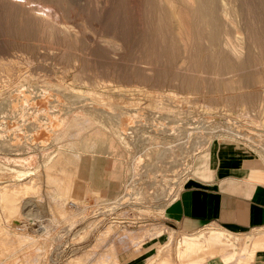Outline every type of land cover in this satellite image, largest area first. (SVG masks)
I'll return each instance as SVG.
<instances>
[{"label":"rangeland","instance_id":"rangeland-1","mask_svg":"<svg viewBox=\"0 0 264 264\" xmlns=\"http://www.w3.org/2000/svg\"><path fill=\"white\" fill-rule=\"evenodd\" d=\"M104 1L32 0L30 2L32 4L30 6L35 7L34 9L50 16L60 17L62 11L71 13L72 21H70L72 23L69 26L71 31L75 30L79 34L78 42L50 36L48 32L37 29L39 27L30 25V20L27 19L28 14L25 13L26 15L23 16L18 13L19 6L11 7L13 11L16 9L18 11L11 14L10 4L4 0L0 1V56L3 51L12 46L14 51H12L13 49L11 51L13 54L15 53L16 61L23 66V74L28 81L21 79L27 83L24 85L22 82L21 88L28 85L21 91L9 88L8 90L6 87L0 89V139L4 137L2 135L6 136L4 145L0 147V168L7 171L5 176L0 178V186L5 182H13L18 179L26 182L25 176L38 174L40 165L54 162L59 152L65 153L72 163L78 162L73 156L77 150L73 148L71 150L69 142L71 144L80 142L82 137L78 138L76 133L67 137L54 136L53 134L59 130L61 122L76 121L78 117L84 118L85 121L81 120L79 125L84 124L85 127L101 130L105 134V144L99 145L95 150L91 146L87 148L88 152L86 151L80 161V164H83L90 156L89 169L91 170H87V172L89 177L94 174L98 180L99 185L96 184L95 189L99 193V197L80 198L78 203L72 200L65 202L68 212L54 220L50 226L48 225V234L41 239L44 244L40 246L45 249V252L39 254L38 264H66L69 260L78 257L81 260L80 264H95L103 257L106 258V261H112V258H116L112 254L116 250L114 245L119 244L120 240H125L127 235L129 237L130 232L136 235L141 232L145 233L142 238L135 239L137 243L134 242V239H126L133 242L130 243L133 246H140L152 238L156 243H159L158 237L153 233L157 229L162 230L165 232L164 246L175 248L177 240L188 234H178L170 226L161 222L162 213L165 206L176 198L179 191L183 189L184 183L189 179L196 156L209 148L229 145L236 149L235 152L230 151L228 154L242 158L238 161L257 162L264 167V64L259 63L256 68H253L252 70L258 73H251L253 76L248 74L249 78L247 74L233 78L234 81L241 82L239 86L247 85L244 88L231 90L209 82L204 89L199 87L197 90L196 88L191 90L181 88L170 80H172L171 76L174 74L175 67L182 64V59L177 57V54H182L183 48L193 46L192 36L189 37L190 34H193L190 23H188L189 18L185 17L182 12L180 15L175 14L173 9L174 14L170 21L168 0H160L164 4L162 9L157 7L159 0H109L106 11L100 15L97 6H100ZM67 2L70 4H66ZM147 2L154 4L153 7L150 5L147 7ZM240 9L243 12L239 10L237 15L239 18L242 15L239 20L243 26L250 27L253 31L255 28L258 29V32L261 30L259 33L263 40L264 0H247V4ZM25 20L29 21L25 22ZM159 23L161 30L158 35L154 29ZM255 23L257 25H254ZM176 26H179V29ZM11 28L14 32L8 34L7 30L9 29L11 32ZM235 29L229 24L222 27V30H226L228 34L231 33L232 43L237 45L245 35L240 29L237 28L238 31ZM185 30L187 32L189 30V36ZM178 36L180 37L178 38ZM57 41L64 46L66 51L73 52L75 50V54L80 56L81 62H75V64L77 66L82 64L85 69L78 76H73L71 72L70 74L67 72L66 75L63 69L65 58L60 60L54 58L55 49L58 47ZM178 41L181 44L178 45ZM249 45L247 44L248 50L254 51L256 54L258 51L255 47L258 45L255 47L251 45L252 48ZM261 45L264 50V41ZM170 48L174 50L176 56L168 61L167 53ZM205 48L196 45V50L190 52L191 56L196 57H189V59L203 60L205 58L203 56H208ZM44 57L45 59H43ZM154 60L157 61V65H160V74H164L170 79L164 84H155L156 86L149 82L136 81L133 77L136 74L147 75V77L151 74L147 69H142L149 66H144L141 63L152 62L154 64ZM35 62L36 64H34ZM167 62L170 63L166 64ZM246 79L249 80V85ZM260 79L262 82L256 84L255 82ZM60 82L62 87L58 89L56 85ZM254 84L255 86H253ZM115 87L134 91L133 93L120 94L114 92L115 89L112 88ZM92 92H104L108 96L125 101L126 104L116 101L98 102L93 105L94 107H90L92 105H89V108L85 106L86 109L84 108L80 112L83 116L81 117L80 113L78 114L75 110L80 104L79 101H88L91 98L88 93ZM251 92L255 98L254 103L252 101L250 103L247 98L248 95H252ZM32 93L34 95H31ZM146 93H150V95ZM153 94H160L159 96L163 98L157 100ZM228 94H230L229 96H239V99H243V103L240 104L237 98L236 102L226 104L225 99ZM167 95H172L177 99L165 98ZM153 100L157 102L150 105ZM244 101L247 103L245 104ZM10 112L15 113L13 115L9 114ZM24 120H27L26 123ZM32 124L36 127L40 126V128L32 130ZM18 125H21L23 130L15 127ZM34 125L33 127H35ZM54 126L55 128L59 127L55 129ZM118 127L119 130H124L123 141L116 138L111 130ZM26 128L30 129L28 135L14 136L16 133L27 132ZM7 136H12L11 141H7ZM112 137L114 147L111 149L108 147V143ZM18 159H21V163ZM221 161L218 162V165ZM22 172L25 176L19 178L18 176ZM101 173L103 174L100 175ZM24 178L25 180H23ZM51 181L55 186L56 177L53 176ZM74 181L77 185L76 179ZM75 183L71 184L74 185L71 186V190H77ZM114 191L121 192V194L129 191L132 200L126 205L114 206L112 204ZM54 192L56 191L54 190ZM54 192L52 190L49 192L45 185H41L35 194H22L21 201L38 200L40 205H43L48 200V203L57 206V193ZM25 196L27 198H24ZM33 213L28 218L40 221L42 225L47 223L45 211ZM0 225L8 234H16L14 228L4 220L0 221ZM106 228H111V232L107 236L108 239L105 237L102 242L97 241L98 235ZM218 228L216 225H211L194 233L191 237L203 242L207 231ZM219 230L221 229L219 228ZM112 232L114 235H111ZM250 233L239 234L236 238L233 235L235 238L232 242L233 251L238 254L237 256L251 249V236H247V234L251 235L255 232ZM24 235L34 237L33 232L30 231ZM121 235L123 237H120ZM186 237L184 236L180 243ZM240 242L243 243L244 251H240L238 246ZM38 245L39 243L35 244L33 248H37ZM90 254L92 255L90 256Z\"/></svg>","mask_w":264,"mask_h":264},{"label":"bare ground","instance_id":"bare-ground-1","mask_svg":"<svg viewBox=\"0 0 264 264\" xmlns=\"http://www.w3.org/2000/svg\"><path fill=\"white\" fill-rule=\"evenodd\" d=\"M4 1L6 3L10 4V8L7 5H6V7L9 8V11L11 12V14H13V13L15 14V12H18L17 9L13 11V9H11V7L14 8V7L19 6L20 8H19L18 13H21L23 16L26 15L25 13H27L28 14L27 19L30 20V21L29 20H27V21H29L31 23L30 25L39 27L37 29H39V30L42 29V31L48 32L50 34V36L62 37L63 39H66L69 41L70 40H73L75 42L79 41V39H80L79 34L75 30L74 31L70 30L71 27L69 25L72 23L71 22L72 17L70 16L71 13H69L68 11H66V12L62 11L60 13V17L50 16L49 14L44 13V12H39V10L34 9L35 7L30 6V5H32V4H30V2H32V0H4ZM68 3L70 4V2H67L66 4H68ZM108 4H109V0H105L104 2H102V4L100 6H97V8H99V9H97V11L100 15H102L106 11ZM245 4H247V0H242V1L241 0H168L167 7L169 9L168 10L169 16H168V12H167V16L169 17L170 21H171L172 14H174L173 13L174 11H175V14H179V15L182 12L185 17L189 18L188 23H190L191 30L193 32V34H190V36H189V34H188L189 30H188V32L186 31L187 29L185 30L189 37L192 36L191 39L193 42V46L190 45L189 47H185L182 50L183 52H181L182 54H179V55L177 54V57L182 59V62H181L182 64H181V66L180 65L176 66L177 68L175 67V71L173 72L174 74L171 76L172 80H170V82L172 81L174 83H177V85L179 87L190 89V90L195 89V88L197 90L198 87L204 89L207 85V82L216 84L218 86L221 85V88H222V86H224V87H227L231 90H234L235 88L240 89V88H244L247 86V85H243V84H241V86H239V84L241 82L240 81H238V82L234 81L233 78L237 77V76L239 77V75H242V74H245V75L247 74V77H248V74L256 73L252 69L256 68L259 63L264 64V50H263V46L261 45V43H262V41H264V39L262 40V37H261L262 35L259 33L261 30L258 32L257 31L258 29L256 30V28H255V30L258 32L257 33L255 30L253 31L250 27L248 28L247 26H243L242 22L239 20L242 17V15H240L241 14L240 13L239 15L241 17L239 18V16L237 14H238V12H240L239 11V10H241L240 8L243 7V5H245ZM149 5L153 7L154 4H149L147 2V7H149ZM157 7H158V9H160V8L162 9L164 7V4L162 3V1L159 0V4ZM173 9H174V11H173ZM249 20H250V18H249ZM27 21L25 20V22H27ZM242 21H244L243 18H242ZM184 24H186V23H184ZM227 24H229L231 27L234 26V28H236V29L237 28L240 29L241 32L244 33L245 36L243 35L244 38L242 39L241 42L239 41L240 42L239 44L234 45L232 43L233 39H231V37H230L231 33L228 34L226 32V30H222V27H226ZM244 24H247V23L244 22ZM254 25H257V24L255 23ZM248 26H250V25H248ZM252 26H253V24H252ZM160 27H161V25L159 23L156 26V28L154 29L156 34H158V35L160 34V30H161ZM177 29H179V26L177 27ZM11 30H12L11 32L9 29L7 30L8 34H12V32H14L12 28H11ZM236 31H238V30H236ZM27 33H29V32H27ZM187 34H185V35H187ZM179 37L180 36H178V38ZM186 38H188V37H186ZM188 40H189V42H191L190 39H188ZM235 42H236V39H235ZM179 43L180 42L178 41L177 44L179 45ZM247 44H250L249 46L254 45V47H255V45H258L257 47H255V49L258 52L257 53L255 52L256 54H254V51L251 52V50H248ZM57 45H58V47L55 49L56 51L54 52V58H57L59 60L65 58V67L63 69H64V72L66 73V75H67V72H68V74H70V72H71L73 74V76H75V77L78 76L85 69V67L82 64H80V66H77L75 64V62H81L80 56L75 54V50H73V52H69V50L66 51L64 46H62V44H60L59 41H57ZM194 45L195 46L198 45V47L200 46L202 48L206 47L205 49L208 53V56H203L205 58L203 60L201 59L199 61H196V60L191 59V58L189 59V57H196V56H191V54H190L191 51L194 52V50H196ZM217 45H219V46H217ZM4 48H5V46H4ZM251 48H252V46H251ZM12 49L13 48L11 46L10 49H6L3 52L1 51L2 54L0 56V89H1V87H6L7 89L9 88V89H12L14 91H21L22 89H25L28 86L27 85L26 87L21 88V83L23 82L21 79L23 78V80L26 79V81H27V78L24 77L25 74H23V69H22L23 66L20 65V63H18L16 61L17 59H16V56L14 55L15 53L14 54L12 53V51H14V49L13 50ZM173 51L174 50H172L170 48L169 53H167L168 54V58H167L168 61H171L174 58V56H176V53L174 54ZM245 51H246V53H245ZM37 53H38V51H37ZM51 53L53 54V52H51ZM68 53H70V54H68ZM36 57H37V55H36ZM18 59L20 60V58H18ZM34 59H35V57H34ZM43 59H45V57ZM169 63L170 62H167L166 64H169ZM34 64H36V62ZM141 64H144V66L148 65L149 66L148 68H142V69H145V70L147 69L148 72L151 74H149L148 77H147V75L141 76V75L136 74L133 76L136 81H143V82H147V83L149 82V84L151 83V84L155 85V84H164L167 82V80L170 79V78L165 77L164 74H160V72H159L160 71V68H159L160 65H157L156 60H154V64L152 62L141 63ZM140 69H141V67H140ZM32 75H33V73H32ZM245 75H243V76H245ZM225 76H228V77H225ZM251 76H253V75L251 74ZM117 80H118V77H117ZM244 80H242V81H244ZM248 81L249 80H247V82ZM261 82L262 81L260 79V80H257L255 83L259 84ZM26 84L27 83H24V85H26ZM247 84L249 85L250 82H248ZM61 85L62 84L60 82V84L58 83L56 85V87H58V89H61V87H62ZM65 85H67V84H65ZM111 85H113V84H111ZM209 85H212V84H209ZM108 86H110V85H108ZM253 86H255V84ZM253 86H252V88H253ZM71 89H73V88L71 87ZM112 89H115L114 92L120 93V94L121 93H133V91H134L132 89H122V88H117V87L112 88ZM10 92H13V91H10ZM213 92H215V91H213ZM28 93H30V92H28ZM43 93H45V92H43ZM252 93L253 92H251V94ZM146 94L150 95V93H146ZM31 95H34V94L32 93ZM88 95H89V97H91L90 99L87 98V99H89L88 101H83V100L79 101L80 104H78L79 106L77 105L78 108L75 110V112H77L78 114L82 110H84L85 106L88 107L89 105H92L90 107H94L93 105L98 103V102H112V101L115 102L116 101L117 103L126 104L125 101H122L121 99L119 100V98H113L112 96H108V95L104 94V92L103 93H93L92 92V93H88ZM157 95L153 94L154 97L156 96L157 100L158 99L161 100L163 98L162 96H159L160 94L158 96ZM162 95H164V94H162ZM229 95L230 94H228V97H226V99H225L226 104L236 102L237 98L239 97L238 95H237L238 97H236L235 95H233V96H229ZM239 95H242V94H239ZM16 96H18V95H16ZM45 97H46V95H45ZM118 97H120V96H118ZM123 97H125V96H123ZM166 97L168 99H175L176 98L172 95H167V96H165V98ZM247 98H248V100H250V103H251V101L253 102V100L255 99L253 94L251 96L248 95ZM43 99H45V98H43ZM93 100H95V101H93ZM238 101H240V104L243 103L242 102L243 99H241V98L240 99L238 98ZM132 102L134 103L135 101H132ZM132 102H128V103H132ZM156 102L157 101L153 100L150 103V105H153ZM246 103L247 102H245V104ZM6 108H8V107L6 106ZM95 108H96V106H95ZM93 111H94V109H93ZM96 112H97V110H96ZM11 113L12 112H10L9 114H11ZM14 113H12V114L14 115ZM9 114H7V115H9ZM75 116H76V114H75ZM79 116L83 117L82 113H80ZM124 117H122V118H124ZM126 118L128 119V117H126ZM83 119L84 118L78 117L76 119V121L73 120L71 122H67V120H66L63 123L61 122L60 127L56 126V128L59 127V130H56L53 134L54 136H57V137H60V136L61 137H67V136H71L73 133H76L78 135H76V134H74V135L78 136V138L82 137V141H80V142L77 141V142L72 143V144L69 142V148L71 150H72V148L77 150V152L73 154V156L78 161L77 163H72L70 161V159L65 155V153L59 152L57 155V158L54 162L47 163L46 165H43V164L40 165V167H39L40 172L38 174L29 175L27 177L24 175L23 172L20 173L18 177L23 178V176H25L26 182L25 181L22 182V179H18L17 181H13V182H11V181L5 182L4 184H2L0 186V215H1L0 221L4 220L5 223H9V226L14 228L15 233H16V234H12V235L8 234L7 232L4 231V229L0 225V264H38L39 257H40L39 254L45 252V249H42V247L40 246V245L44 244V242L41 239L43 236H47L48 225L50 226L54 220H56L59 217L64 216L68 212V210H67L68 208L66 207L65 202L72 200V201H77V203H78L80 198L82 199V198H86V197H93V198L99 197V193L95 189L96 184H98V180L94 176V174H92L89 177L88 172H87V170H89V171L91 170V169H89L90 156H88L89 159L85 160L83 162V164H80L81 163L80 161H81L83 155L85 156L87 148H89L91 146V148L95 150L98 148L99 145L105 144V134L103 132H101V130H98V129L95 130V129L87 127V126L85 127L84 124L79 125L80 121ZM27 120H29V119H27ZM26 121L24 123H26ZM83 121H85V120H83ZM86 121H88V120L86 119ZM126 124H127V122H126ZM24 125H26V124H24ZM33 125L34 124H32V130L34 128H40V126L36 127L34 125L35 127H33ZM89 126H90V124H89ZM15 127L19 128L20 130H23L21 125H18ZM17 128H16V130H17ZM54 128H55V126H54ZM202 128L204 130H206L204 127H202ZM47 129L50 130V128H47ZM25 130L27 132H24L21 134L16 133L14 136L19 137L22 135H24V136L28 135V131H30V129L26 128ZM111 130H112V132H114V134H115L114 136L116 138H118L120 141L124 140L123 136H125V133H124L123 129L119 130V127H118L116 129L112 128ZM51 131H52V129H51ZM163 133H164V131H163ZM188 133L189 132H187V134ZM168 135H169V133H168ZM2 136H4V137H1V139H0V147H1V145H4L3 142L6 138L5 135H2ZM151 136L153 137V135H151ZM7 137H8L7 141H11L12 136L11 137L7 136ZM168 137H170V136H168ZM153 139H155V138H153ZM108 147L111 149L114 147L113 146V137H112V140L109 141ZM235 149H236V147H231L229 145L225 146V151L227 152V154L230 151L235 152ZM100 157H102V156H100ZM20 163H21V161H20ZM25 170H27V169H25ZM6 172H7L6 170H3L0 168V178L5 176ZM102 174L103 173H101L100 175H102ZM53 176L56 177L55 186H54L53 182L51 181V178ZM25 178L23 180H25ZM75 179L77 181V185L74 181ZM73 183H75V186L77 188L76 191L71 190V188H72L71 186H74V185H71ZM99 183H101V182H99ZM41 185H45L46 189H48L49 192L51 190L53 192H54V190L56 191L54 193H57L56 197L58 200H57V202L55 201L56 203H58L57 206H54V205L48 203V200L43 205H40L41 203L38 200L37 201L36 200H28V201H24V202L21 201V195L22 194L23 195L35 194ZM131 196H132V194H131ZM107 197H108V194H107ZM24 198H27V196H25ZM99 200H101V198H99ZM110 200H112V199H110ZM130 200H132V199L130 197L129 191H126L125 194H121V192L120 193L115 192V194L113 195V201H112L113 203L112 204L114 206H122V205H126V204L130 203L129 202ZM103 201H105V200H103ZM42 210L47 213V223L45 225H42V223L40 221L28 218L29 216L32 215L33 212H42ZM114 228H116V227H114ZM27 231L33 232L34 237L25 236L24 234H26ZM22 232H25V233L21 234ZM110 232H111V228H106L105 230H103L98 235L97 241L102 242V240L105 237H107ZM113 233L114 232H112L111 235H114ZM164 233L165 232L162 230H156L153 234L155 236H157L160 241H162L165 238ZM144 235H145L144 232L138 233L137 235L135 233L130 232L129 237L127 235L126 239L128 238V239H134L135 240V239L142 238ZM191 236L192 235H190L189 237L187 236L186 239L183 240V242H181V243L179 242L180 245L177 247V251H176V255H175L179 264H243V263L249 264V262L251 261V259L253 257L254 252L259 248H264V236H262V235L261 236L260 235L259 236L258 235L257 236H251L250 241L252 243L251 244L252 246H251V249H248L246 251H244V249H243V243L242 242L238 243L240 251H244V253H241V255L239 254V256H237L238 254L237 253L235 254L233 251V243L232 242L235 240L236 237L234 238L232 234H230L226 231L219 230V229H210L209 231L206 232V235L204 236L203 242H201L197 239H194ZM120 237H123V236L121 235ZM107 239H108V237H107ZM128 242H129V240H128ZM134 242L137 243V240H135ZM37 243H39L38 247L33 248L34 245ZM131 243H133V242H131ZM96 244H97V242H96ZM91 255L92 254H90V256ZM80 263H81V260L79 259V257L75 258V259H71L68 262H66V264H80ZM95 264H107V261L105 259L101 258L100 261L95 263ZM108 264H116V262L113 261L112 263L109 262Z\"/></svg>","mask_w":264,"mask_h":264},{"label":"crops","instance_id":"crops-1","mask_svg":"<svg viewBox=\"0 0 264 264\" xmlns=\"http://www.w3.org/2000/svg\"><path fill=\"white\" fill-rule=\"evenodd\" d=\"M234 156L224 146L196 156L189 179L162 213L161 222L178 234H188L175 248L164 246V239L156 243L152 238L140 246L120 240L112 252L116 258L107 264H179L175 255L180 240L211 225L235 237L247 232L264 236V167ZM249 264H264V248L254 252Z\"/></svg>","mask_w":264,"mask_h":264}]
</instances>
